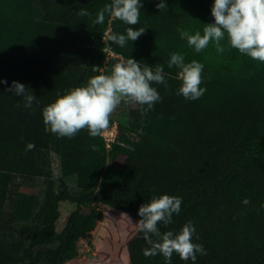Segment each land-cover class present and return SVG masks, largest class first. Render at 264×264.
<instances>
[{
  "label": "trees",
  "instance_id": "1",
  "mask_svg": "<svg viewBox=\"0 0 264 264\" xmlns=\"http://www.w3.org/2000/svg\"><path fill=\"white\" fill-rule=\"evenodd\" d=\"M110 2L0 0V79L25 84L38 98L25 110L22 98L0 85V264H164L160 255H143L148 245L133 224L138 208L158 194L183 198L180 214L160 230L192 221L195 242L206 249L196 264H264V63L226 40L223 53L212 43L196 53L180 38V30L202 33L212 22V0H164L160 9V0H142L139 24L129 27H144V34L124 47L109 41L119 57L103 73L105 31L128 27L108 14L94 23ZM81 9L90 15L80 16ZM172 52L210 72L198 100L177 95L179 70L167 67ZM129 57L164 65L168 87L154 85L162 99L153 110L141 115L138 105H123L125 120L116 123L109 149L101 133L58 138L47 130L44 105ZM27 142L35 149L26 151ZM52 153L57 180L49 171ZM65 201L76 208L58 232ZM97 234L98 256H77ZM172 264L191 262L174 254Z\"/></svg>",
  "mask_w": 264,
  "mask_h": 264
},
{
  "label": "clouds",
  "instance_id": "2",
  "mask_svg": "<svg viewBox=\"0 0 264 264\" xmlns=\"http://www.w3.org/2000/svg\"><path fill=\"white\" fill-rule=\"evenodd\" d=\"M164 4V0H160L156 7L160 9ZM141 7L142 0H111L95 14L94 23L102 24L105 14L122 21L128 26L125 31L110 32L107 40L124 47L145 32L144 27H129L139 24ZM79 14L82 17L90 15L86 9H81ZM210 14L212 22L205 24L202 33L180 30V38L186 40L196 53L210 43L218 53H223L225 45L222 42L226 40L229 48L264 63V0H212ZM167 67L179 70L177 95L187 101H196L204 95L206 88L200 86L204 68L201 62H185L183 54L172 52ZM167 75L163 64L141 65L140 61L129 57L116 63L110 74L95 75L84 85L58 94L51 103L41 108L42 122L58 138H72L82 129H86L90 136H97L108 128L111 114L121 103L138 105L141 115L153 110L162 99L154 85L167 88ZM0 85H5V91L11 95L21 97L25 110H32L38 101L25 84L12 81L9 85L6 80L0 79ZM35 147L34 143L27 142L25 150L31 151ZM182 203L180 196L158 194L138 208L139 219L133 224L148 245L143 249L145 257L160 255L164 264H172L175 254L185 262L196 264L198 256L206 255L204 245L195 242L196 227L192 221H187L175 232L160 230V226L167 227L173 223V217L181 212ZM242 203L247 205L250 201L244 198Z\"/></svg>",
  "mask_w": 264,
  "mask_h": 264
},
{
  "label": "rangeland",
  "instance_id": "3",
  "mask_svg": "<svg viewBox=\"0 0 264 264\" xmlns=\"http://www.w3.org/2000/svg\"><path fill=\"white\" fill-rule=\"evenodd\" d=\"M201 75H202V79H206V78L210 77V72L203 69ZM123 105H127V104L123 103L120 106H118L117 111H116V114L118 116L113 123H115V122L118 123L120 121L123 122L125 120V114H124V112H122L124 110V109H122L124 107ZM113 115H114V113L111 114V117ZM49 160H50V170L49 171H50L51 177L54 180H57L61 175L60 167H59V160H58L57 156L53 153L49 154ZM66 181L72 190L76 189V178H75V176L66 177ZM75 208H76L75 204L70 203L68 201L59 203L60 216L56 222V230L58 232L64 226L68 215ZM99 208H101V210L104 211V209L100 205H99ZM99 237H100V235L97 234L95 236V238L83 241L78 247L77 256H79L85 260H90V259L96 258L98 256V238Z\"/></svg>",
  "mask_w": 264,
  "mask_h": 264
},
{
  "label": "built area",
  "instance_id": "4",
  "mask_svg": "<svg viewBox=\"0 0 264 264\" xmlns=\"http://www.w3.org/2000/svg\"><path fill=\"white\" fill-rule=\"evenodd\" d=\"M109 33H110V28H108L105 31V34L102 37V41L105 43V47H104L105 57H104L102 66L100 67V71L103 73L109 67L110 64L112 65V58L119 57V55L116 54L112 50V48L109 44V41L107 40V36ZM111 124H109L108 128L102 130V132H101V136L103 137V139L105 141V147L107 149H109L111 147L112 142H114L116 137H117V124H116V122L113 123L112 125Z\"/></svg>",
  "mask_w": 264,
  "mask_h": 264
}]
</instances>
